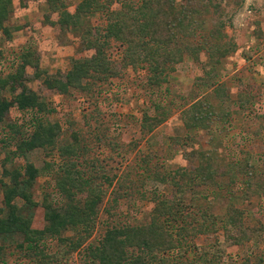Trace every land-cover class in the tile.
Segmentation results:
<instances>
[{
	"label": "rangeland",
	"instance_id": "rangeland-1",
	"mask_svg": "<svg viewBox=\"0 0 264 264\" xmlns=\"http://www.w3.org/2000/svg\"><path fill=\"white\" fill-rule=\"evenodd\" d=\"M78 3L79 0H67V9L73 12ZM212 4L216 14L211 7L210 14L201 18L204 29L198 34L207 36L209 30L220 25L225 36L222 40L231 51L214 67L209 79L201 65L207 59L202 53L198 60L187 57L175 66L160 87L152 85L146 69L121 63L123 47L110 40L104 52L114 74L106 80L88 79L84 89H69L61 94L47 88L45 80H64L74 61L92 55L84 47L82 29L60 30L50 24L49 21L56 22L57 15H49L44 0L12 2L3 24L8 33L0 29V77L7 79L20 69L23 56L31 55L28 60L36 64H26L21 83L40 97L48 112L35 116L14 106L0 124V213L5 196L15 191L10 190L13 171L19 170L24 176L25 168L31 166L39 174L26 192L30 200L27 208L20 200H11L12 206L20 207L21 218L27 224L24 231L38 242V249H20L29 238L20 233L5 243L0 240L4 260L0 264L86 262L84 250L70 254L63 262L50 261L49 255L66 248L57 238H40L46 226V206L50 204L58 210L73 199L84 203L87 194L82 192L87 189L81 187L78 172L103 196L93 219L94 230L83 244L86 248L97 245L111 226L149 225L155 202L176 195L178 189L172 181L179 180L173 177L178 179L180 170L193 172L203 154L212 157V166L220 175L213 186L193 188L195 192L185 187L184 205L188 206L191 199L197 206L209 204L211 215L218 217V226H222L231 204L243 210V225L252 231L251 239L226 247L219 264H264V184L255 189L257 193H251L245 183L247 171H259L264 178V0H212ZM111 9H119V4L114 2ZM83 21L90 29V39L99 30L102 34L106 26L103 13ZM3 95L11 99L10 93ZM197 100L211 105L213 117L208 127L188 129L184 111ZM158 113H164L165 119L152 133L144 134L142 120ZM35 117L56 124L55 142L59 148L38 149L12 158L10 151L19 135L11 127L29 132ZM62 150H70L71 156L62 155ZM58 185L65 189L73 186L75 196L62 194ZM197 193L199 198L194 201ZM79 196L82 198L77 202ZM64 235L72 237L70 232ZM222 238L220 228L217 234L192 238L191 243L212 245ZM36 250L46 251V259Z\"/></svg>",
	"mask_w": 264,
	"mask_h": 264
},
{
	"label": "trees",
	"instance_id": "trees-1",
	"mask_svg": "<svg viewBox=\"0 0 264 264\" xmlns=\"http://www.w3.org/2000/svg\"><path fill=\"white\" fill-rule=\"evenodd\" d=\"M13 1L15 0H0V29L5 33L8 31L7 28H3V24L11 12ZM44 1L49 15H57L56 22L49 21V23L59 26L60 30L82 29L81 38L84 47L86 51H92L89 58L74 61L64 80H45L47 88L61 94H66L69 89H84V81L88 79L106 80L109 74H114L112 63L104 52L110 40L123 47L121 63L124 66L130 65L133 68L141 66L146 69L150 76V84L158 87L167 81L168 74L172 73L175 66L182 63L185 58L198 60L202 53L207 59L201 65L206 79H209L214 67L219 65L231 51L228 44L222 40L225 36L220 31V25L209 30L207 36L198 34L204 29L201 18L210 14L211 7L216 14L217 9L212 4V0H79L73 12L67 9V0ZM114 2L119 4V9H111ZM102 13L106 18V26L102 34L99 30L94 39H90L88 37L90 29L85 28L86 22L83 20ZM30 56H23L24 61L20 69L9 75L7 79L0 77V124L5 114L14 106L35 116H45L48 112L40 97L27 91L21 83V80L25 79L26 64H36L35 60L32 62L28 60ZM17 88L21 89L15 94ZM8 92L11 94V99L3 95L9 94ZM219 94L217 93V97ZM159 111H163V108ZM159 114L155 117H144L141 122L144 134L152 133L163 122L165 115ZM184 115L188 129L204 128L209 126L213 117V108L209 103L197 100L184 111ZM54 125L45 122L43 118L35 117L34 121H31L29 132L22 133L18 128L11 127L12 131L19 135L14 150L10 151L11 157H24L25 154L38 149L53 151L57 146L55 142L57 126ZM71 153L70 150L61 151L62 155L71 156ZM202 156L204 158L199 160L198 168L193 172L180 170L178 179L173 177V180H179L172 181L178 191L172 199L164 197L155 202L149 225L140 227L125 225L121 228L111 226L97 245H89L86 248H83V244L94 230L93 219L97 217L96 209L103 196L102 191L90 187L88 179H83L82 173L76 171L82 182L81 187L87 189L82 192L87 194L84 203H75L73 199L66 207L63 206L58 210L52 209L49 204L44 209L46 226L40 232V238H57L66 248L65 251L48 257L46 251L35 252L50 261L55 259L63 262L62 260H66L70 254L84 250L86 261L84 264H219L226 247L248 242L253 233L244 227V212L235 205L231 204L227 207L222 218V226L216 223L218 217L211 215L209 204H206V207H203V204L197 206L191 199L188 206L184 205L185 187L195 192L193 188L213 186L215 179L220 175L212 166V157L208 154ZM70 167L73 168L74 164L72 163ZM11 175L13 185L10 190L15 191H12L13 195L10 193L9 197L6 195L2 202L4 208L0 213V240L5 243L13 240L14 236L20 233L29 238L25 239L26 245H20L19 248L33 251L38 249V242L29 235L28 231L25 233L27 224L21 218L20 207L12 206L11 200L16 198L27 208L30 200L26 192L39 174L36 169L28 166L25 168L24 176L19 170L13 171ZM246 176L245 183L248 190L257 193L255 189L262 187L264 178L259 171L254 170L247 171ZM66 187L68 189L58 185V190L62 194L75 196L71 191L74 187L68 185ZM199 194H196L194 201L199 198ZM81 198L79 196L77 202ZM220 228L223 232L222 241L215 240L212 245L205 246L191 243L192 238L217 234ZM67 232L72 233V237H66L64 234ZM1 249L2 246L0 252ZM133 249H136V252ZM66 254L67 256L64 257ZM2 256L0 253V262H4ZM244 264H248L247 261Z\"/></svg>",
	"mask_w": 264,
	"mask_h": 264
}]
</instances>
